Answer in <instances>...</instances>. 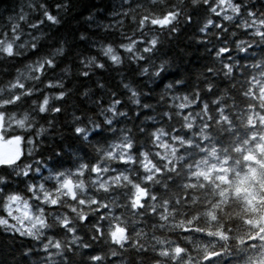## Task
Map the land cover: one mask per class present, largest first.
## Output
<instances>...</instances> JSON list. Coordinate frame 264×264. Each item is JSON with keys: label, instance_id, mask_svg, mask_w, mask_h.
Segmentation results:
<instances>
[{"label": "clouds", "instance_id": "obj_1", "mask_svg": "<svg viewBox=\"0 0 264 264\" xmlns=\"http://www.w3.org/2000/svg\"><path fill=\"white\" fill-rule=\"evenodd\" d=\"M8 143L0 264H264V0H0Z\"/></svg>", "mask_w": 264, "mask_h": 264}, {"label": "trees", "instance_id": "obj_2", "mask_svg": "<svg viewBox=\"0 0 264 264\" xmlns=\"http://www.w3.org/2000/svg\"><path fill=\"white\" fill-rule=\"evenodd\" d=\"M232 120L234 124H237V115L238 113L232 112ZM237 132L243 134V131L239 128V125L235 128L229 127L228 125H221L219 127H214L211 130V135L208 140V147L213 145L217 146L218 158H223L228 152L231 151V148L234 146L235 140L239 137Z\"/></svg>", "mask_w": 264, "mask_h": 264}, {"label": "rangeland", "instance_id": "obj_3", "mask_svg": "<svg viewBox=\"0 0 264 264\" xmlns=\"http://www.w3.org/2000/svg\"><path fill=\"white\" fill-rule=\"evenodd\" d=\"M13 151V146L11 143L0 144V156L10 155Z\"/></svg>", "mask_w": 264, "mask_h": 264}]
</instances>
